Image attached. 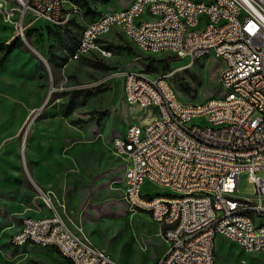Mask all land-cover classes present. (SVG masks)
<instances>
[{
	"label": "rangeland",
	"instance_id": "rangeland-1",
	"mask_svg": "<svg viewBox=\"0 0 264 264\" xmlns=\"http://www.w3.org/2000/svg\"><path fill=\"white\" fill-rule=\"evenodd\" d=\"M131 1L65 0L66 11L75 5L77 14L67 26L54 28L24 13L19 0H0V264H71L55 248L10 243L21 218L44 211L47 197L67 223L83 228L117 263L157 264L166 250L149 213L131 208L124 197L126 162L112 140L128 126L143 124L149 112L126 104L123 74L168 76L181 102L195 105L225 95L219 85L224 63L210 56L190 63L144 54L121 32L101 41L109 59L93 52L71 62L82 18L92 21ZM169 57L167 67H148L150 58ZM196 120L206 124L204 117ZM258 175L264 177V170ZM142 190L170 193L149 181ZM254 193L243 170L236 194ZM217 245L216 264H264V252H245L221 236Z\"/></svg>",
	"mask_w": 264,
	"mask_h": 264
},
{
	"label": "built area",
	"instance_id": "built-area-1",
	"mask_svg": "<svg viewBox=\"0 0 264 264\" xmlns=\"http://www.w3.org/2000/svg\"><path fill=\"white\" fill-rule=\"evenodd\" d=\"M65 0H21L24 13L45 22H63L76 16L75 5ZM143 4L151 5L150 21L141 22ZM264 0H210L209 8L185 0H132L127 16H111L103 23L82 18L86 40L71 55L80 61L93 52L110 58L101 49V28L124 24L123 35L142 50L169 52L190 63L201 56L222 61L221 89L238 92L234 101L213 97L209 104H182L169 77L148 78L137 72L123 74L126 104L149 112L147 136L139 126H128L114 151L129 161L125 172L124 197L133 209L150 213L162 226L169 248L157 264H215V240L222 236L246 252H264ZM205 16L200 34L184 31L185 22ZM23 31V29H22ZM189 115H204L206 124L189 123ZM247 170L255 193L241 198L240 173ZM146 181L170 189V193L144 194ZM173 192V193H171ZM50 212L23 220L14 242L28 244L39 239L40 247L61 249V256L78 264H119L97 247L83 228L61 222L51 198ZM246 208L258 213V223L245 216ZM181 215V224L163 230V222Z\"/></svg>",
	"mask_w": 264,
	"mask_h": 264
},
{
	"label": "bare ground",
	"instance_id": "bare-ground-1",
	"mask_svg": "<svg viewBox=\"0 0 264 264\" xmlns=\"http://www.w3.org/2000/svg\"><path fill=\"white\" fill-rule=\"evenodd\" d=\"M232 1V4H239V0H230ZM19 3L21 4V0H19ZM186 4L189 5H196L199 8H209L210 7V0L209 3L205 1L201 2H196L193 0H185ZM130 12V5L127 8H123L120 10H116L114 12H111V16H127ZM150 13H151V5L150 4H143V14H141V22H148L150 21ZM106 18H108V13L98 17L95 21V23H103ZM259 22L264 25V14H259ZM49 25L54 26V27H60L63 25V22H48ZM120 29L121 32L124 31V24H116L115 29L113 27H106V28H101L98 31V38L103 39L104 37L108 36L111 34L114 30ZM203 30H205V16L204 15H197L195 18V22H185L184 23V31L193 33V34H200ZM86 34H87V27H83L82 33L79 39L78 47H82L84 45V41L86 40ZM135 47L141 51L144 54L148 55H155V54H164V55H170L169 52H160V51H155V50H142V44H135ZM101 49H104L105 51H108L106 48L101 46ZM209 56H201V60L205 59ZM82 57H80L81 59ZM71 59V58H70ZM76 62V61H72ZM194 63V62H193ZM170 84V82H169ZM220 84H221V75H220ZM223 93L225 92L224 96H221L222 100L226 101H234L238 99V92H235L233 90H223ZM210 100L202 103V104H209ZM182 103V102H181ZM183 104V103H182ZM204 117V115H189V123H200L196 122L197 118ZM196 120V121H195ZM148 133V126L147 124H140L139 126V134L140 136H147ZM120 139V138H118ZM54 210H55V204H54ZM245 216L251 223H258V213L254 208H246L245 209ZM30 217H27L25 219H29ZM61 222L62 223H67L65 217L63 214H61ZM181 224V215H174L171 219H167L165 222H163V230H172L174 227L177 225ZM23 227V226H22ZM21 230V229H20ZM20 230L18 232H20ZM11 243L13 245H16L17 247L23 246V242H14L13 236L11 238ZM28 243L34 244L37 246H40V241L39 239H28ZM56 250V249H55ZM60 254H61V249H57ZM246 252V250H244ZM67 260L71 264H78L74 263V258H67Z\"/></svg>",
	"mask_w": 264,
	"mask_h": 264
},
{
	"label": "crops",
	"instance_id": "crops-1",
	"mask_svg": "<svg viewBox=\"0 0 264 264\" xmlns=\"http://www.w3.org/2000/svg\"><path fill=\"white\" fill-rule=\"evenodd\" d=\"M117 10H119V9H117ZM115 32H121V30L120 29H116V30H114L111 34H109V35H112L113 33H115ZM122 33V32H121ZM123 34V33H122ZM104 39V38H103ZM102 41V40H101ZM84 57H82L81 59H83ZM80 59V60H81ZM107 59H109V58H107ZM70 61H71V59H70ZM72 62V61H71ZM128 105V104H127ZM126 133V132H125ZM119 135H117V136H115L114 138H116V137H118ZM113 138V139H114ZM118 138H120V137H118ZM118 138H116V139H118ZM112 147H113V150H114V146H113V140H112ZM123 157V156H122ZM124 159H125V162H126V167H125V172H126V170H127V167H128V165H129V161L125 158V157H123ZM31 181L34 183V181L31 179ZM145 184V183H144ZM144 186V185H143ZM124 187H125V175H124ZM142 189H143V187H142ZM123 191H124V188H123ZM44 211H42V210H40V211H37V212H35V214H28V215H25V216H23L22 218H21V223L19 224V226L18 227H16L15 229H14V231L12 232V234H11V236H10V243H11V238H12V236L15 234V233H17L21 228H22V226H23V220H24V218L25 217H29V216H31V217H35V218H38V217H42V216H44V215H46V214H48L49 212H50V210L48 209V207H44V209H43ZM149 215V217L151 218V220L155 223V224H157L158 226H159V229H160V235H162V226L160 225V224H158L152 217H151V215H150V213L148 214ZM66 218V217H65ZM68 221H70L69 219H67ZM71 222H72V220H71ZM163 237V236H162ZM219 237V236H218ZM218 237L216 238V240H215V256H216V259H215V264L217 263V254H218V252H219V249H218V245H217V239H218ZM222 237V236H221ZM224 238V237H223ZM224 239H226V238H224ZM165 245H166V250H165V252L163 253V255L159 258V260L165 255V253L167 252V250H168V248H169V245H168V243L165 241ZM11 245H12V243H11ZM116 260V259H115ZM158 260V261H159ZM157 261V262H158ZM119 264H122V263H120L119 262ZM131 264H141V263H137V262H135V261H133ZM151 264H154V262H152Z\"/></svg>",
	"mask_w": 264,
	"mask_h": 264
},
{
	"label": "trees",
	"instance_id": "trees-1",
	"mask_svg": "<svg viewBox=\"0 0 264 264\" xmlns=\"http://www.w3.org/2000/svg\"><path fill=\"white\" fill-rule=\"evenodd\" d=\"M96 19V18H95ZM94 19V20H95ZM73 20V19H72ZM72 20L70 22H72ZM93 21V20H92ZM54 27V26H52ZM56 28V27H54ZM81 33H82V30H81ZM81 33H80V36H81ZM80 39V37H79ZM79 39L75 45V47L73 48V50L71 51V55L75 52V50L77 49L78 47V43H79ZM170 59H172L171 57L169 58H166V59H161V60H156V59H152L150 58V64L148 65L149 68H151L153 65L155 64H161V65H164V67H167L168 63L171 61ZM56 249V248H55ZM57 250V249H56ZM58 251V250H57ZM58 253L60 254V252L58 251ZM61 255V254H60ZM68 261V260H67Z\"/></svg>",
	"mask_w": 264,
	"mask_h": 264
}]
</instances>
